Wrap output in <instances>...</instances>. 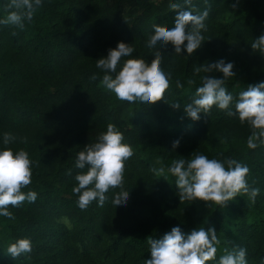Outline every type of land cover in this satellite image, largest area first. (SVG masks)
Segmentation results:
<instances>
[{
    "label": "trees",
    "instance_id": "16d2710c",
    "mask_svg": "<svg viewBox=\"0 0 264 264\" xmlns=\"http://www.w3.org/2000/svg\"><path fill=\"white\" fill-rule=\"evenodd\" d=\"M7 2L0 0V18L7 15ZM173 3L208 10L201 47L191 55L175 54L171 43L157 49L164 55L162 68L171 74L164 97L147 106L121 103L102 85L95 60L123 41L132 43V59L150 66L148 38L154 27L173 26L178 11ZM261 33L264 0H43L23 28L0 25V147L29 153L31 183L22 191L38 193L35 202L10 205L12 218L0 217V264H144L150 258L148 239L176 225L185 233L214 227L220 240L217 258L225 248L239 246L246 249L248 264H262L264 144L249 148L251 125L227 110L213 106L197 121L182 110L206 74L194 72L201 64L221 58L233 62L235 76L226 87L234 97L264 80V51L250 48ZM108 123L116 125L133 152L123 183L129 200L115 209L111 200L119 189L110 190L103 208L93 201L81 209L72 189L76 173L86 169L75 168L76 156ZM5 132L18 139L3 145ZM197 153L246 164L249 185L260 189L255 201L244 193L224 206L180 201L175 178L152 171ZM21 237L32 240V251L12 258L8 244Z\"/></svg>",
    "mask_w": 264,
    "mask_h": 264
},
{
    "label": "clouds",
    "instance_id": "9594fccd",
    "mask_svg": "<svg viewBox=\"0 0 264 264\" xmlns=\"http://www.w3.org/2000/svg\"><path fill=\"white\" fill-rule=\"evenodd\" d=\"M184 3L190 4L191 0H184ZM42 4L43 0H8L4 5L7 15L0 18V25L23 28L26 21L31 22ZM171 7L178 10L173 26L154 27L153 35L148 38L146 47L154 57L150 66L142 60L132 59V43L123 41H118L115 48H109L106 56L95 60L96 67L103 72L102 85L121 103L147 106L164 97L171 74L162 68L164 55L157 49L171 43L175 54L183 52L191 55L201 47L204 41L201 30L206 28L208 10L195 12L180 3H173ZM250 48L264 51V33L253 39ZM122 58L126 59L121 63ZM233 67V62H226L223 58L195 67V73L206 74L201 77L202 83L196 88L191 102L184 105L183 114L197 121L201 113L207 114L213 106L227 110L229 116L236 115L242 123L251 125L253 131L247 145L254 149L258 144H264V80L248 85L234 97L226 87V80L235 76ZM216 72L222 76L209 75ZM96 78L97 74L93 73L91 79ZM176 86L182 87L180 81L176 82ZM171 106L181 109L178 103ZM2 137L3 145L18 139L11 132L3 133ZM179 143V139L174 140L172 148H177ZM132 158V149L124 144L116 125L108 123L106 131L101 132L95 142L86 144L77 153L75 168L86 169L77 172L74 177L77 183L72 191L77 194V206L86 209L96 201L97 206L103 208L109 203L107 194L110 190L119 189L111 204L115 209L126 207L130 190L123 189L125 166ZM31 165L29 153L24 148L14 151L10 147H0V217H13L10 205L19 207L25 200L30 203L36 201V191H22L31 183ZM152 171L158 174L167 171L175 178L180 201H212L224 206L240 193L255 201L260 192L259 188L248 183V166L233 158L222 161L197 153L190 159H173L167 169L161 165L153 167ZM148 243L150 258L144 260V264H206L208 261H214V264H248L244 247L225 248L223 254L216 257L220 240L214 227L197 226L185 233L176 225L158 239L149 238ZM31 251L32 240L29 237L16 238L7 247V253L12 258Z\"/></svg>",
    "mask_w": 264,
    "mask_h": 264
}]
</instances>
